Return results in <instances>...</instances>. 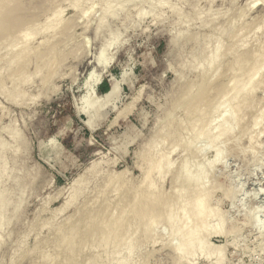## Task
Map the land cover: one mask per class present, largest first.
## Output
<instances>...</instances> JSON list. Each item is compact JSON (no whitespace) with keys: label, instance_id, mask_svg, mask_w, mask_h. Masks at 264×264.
I'll return each mask as SVG.
<instances>
[{"label":"rangeland","instance_id":"374dc122","mask_svg":"<svg viewBox=\"0 0 264 264\" xmlns=\"http://www.w3.org/2000/svg\"><path fill=\"white\" fill-rule=\"evenodd\" d=\"M26 4L0 36V264H264V0Z\"/></svg>","mask_w":264,"mask_h":264},{"label":"bare ground","instance_id":"6f19581e","mask_svg":"<svg viewBox=\"0 0 264 264\" xmlns=\"http://www.w3.org/2000/svg\"><path fill=\"white\" fill-rule=\"evenodd\" d=\"M13 1V2H12ZM27 2H28V0H27ZM27 2H25V0H0V32H1V34H0V36H2L3 38H5L8 34H9V32H10V30L11 31H13L12 29H17L16 27L19 25V22H21V21H23V20H25V19H23V15H24V13L22 14V20H21V18H20V16H21V13H19L20 12V10H22L23 9V7H24V5L27 3ZM27 5V4H26ZM27 7V6H26ZM25 9V8H24ZM23 9V11H25ZM28 10L26 9V12H27ZM19 14V15H18ZM25 15H27V14H25ZM27 19H30V17L29 18H27ZM21 20V21H20ZM24 22V21H23ZM22 22V23H23ZM25 23V22H24ZM27 23V22H26ZM25 23V24H26ZM21 24V23H20ZM23 25V24H22ZM20 26V25H19ZM21 27V26H20ZM20 27H18V28H20ZM207 28V27H206ZM6 30H8V32L6 31ZM18 30V29H17ZM18 32V31H17ZM187 33V36H188V34H191V33H188V32H186ZM185 33V34H186ZM11 34V33H10ZM9 34V35H10ZM195 34V33H194ZM4 35V36H3ZM8 35V36H9ZM13 35V34H12ZM192 35V34H191ZM7 36V37H8ZM184 36V35H183ZM186 36V35H185ZM197 36H199L198 35V33H197ZM9 37H11V36H9ZM8 37V38H9ZM195 37V36H194ZM193 37V38H194ZM183 38V37H182ZM199 38V37H198ZM175 40V39H174ZM174 40L173 39H171L170 41H169V43H168V45L169 46H173V44H174ZM187 39H185V41H186ZM183 41V40H182ZM181 42V41H180ZM184 42V41H183ZM209 44V43H208ZM166 45H167V43H166ZM183 45V44H182ZM166 47V46H165ZM168 49V48H167ZM171 49V48H170ZM25 53V52H24ZM23 53V54H24ZM26 54H27V52H26ZM119 56V55H118ZM237 64H239V62L237 61L236 62ZM10 66H12V65H10ZM14 66V65H13ZM217 66V65H216ZM207 70V69H206ZM204 71V69H203V74H205V72H207V71ZM105 71H106V68L102 71V74H101V72H100V74L101 75H104L105 74ZM182 75V74H181ZM206 75V74H205ZM183 76V75H182ZM201 76V75H200ZM199 76V77H200ZM204 75H202V77H203ZM184 77V76H183ZM206 77V76H205ZM205 77H203L204 79H205ZM101 78H102V76H97V78H95L96 80L94 81L93 80V86H96L97 85V83L101 80ZM113 80H114V82L116 81V78H112ZM184 79V78H183ZM200 79V78H199ZM178 80H180L179 78H178ZM177 80V81H178ZM182 80V79H181ZM198 80V79H197ZM184 81V80H183ZM200 82H201V79H200V81H199V84L198 85H200ZM204 82V81H203ZM181 83L183 84L184 82H181L180 81V85H181ZM213 83H214V81H213ZM191 84V83H190ZM99 85V84H98ZM98 85H97V87H98ZM121 85H122V83H121ZM121 85L119 86V88L121 87ZM197 85V86H198ZM201 85H203L202 83H201ZM116 86H117V83L116 84H114V86L112 85V87L110 88V90L108 91V93H110V91L112 92L115 88H116ZM183 86V85H182ZM179 87V86H178ZM181 87V86H180ZM188 87H189V85H188ZM205 87H207V85L205 86ZM210 87H211V85H210ZM210 87H208V88H210ZM214 87V86H213ZM212 87V88H213ZM199 88H200V90H201V88H202V91L204 92L205 90H206V88L204 89V86H199ZM191 89V88H190ZM211 89V88H210ZM210 89H207V90H210ZM97 90H98V88H97ZM196 90H198V88H196ZM232 90H227L226 92L224 91L223 92V95L224 96H228L229 94H230V92H231ZM183 92V91H182ZM236 93H237V91H235ZM202 93V92H201ZM105 94H107V92L105 93ZM105 94L103 95V98L100 100V101H95V102H97V103H99V102H105L107 99H106V96H105ZM184 94V93H183ZM197 94V93H196ZM207 94H208V91H207ZM186 95V94H185ZM193 95H194V93H193ZM192 95V96H193ZM93 96V98L95 99V97H94V95H92ZM91 96V97H92ZM188 96V95H187ZM199 96V95H198ZM198 96H194V99L195 98H197ZM206 96V95H205ZM90 97V98H91ZM186 97V96H185ZM87 99H90L89 97H86ZM190 98V97H189ZM106 99V100H105ZM193 99V97L190 99L191 101L189 102V101H187L188 103L187 104H191V102H192V100H194ZM202 99V98H201ZM204 99V98H203ZM203 101V100H202ZM202 101H201V103H202ZM206 101V100H205ZM245 100L243 99V100H241L239 103H238V107L239 108H243L244 107V105H247V103L245 104ZM178 103V102H177ZM186 104V105H187ZM176 105V104H175ZM189 105H187L188 106V110H190L189 109ZM205 105V104H204ZM238 108V109H239ZM77 109H78V111L80 112V113H82L83 114V116H84V114H85V111H86V108L84 107V106H82V105H79V106H77ZM187 110V111H188ZM239 110H241V109H239ZM173 112V111H172ZM183 112V111H182ZM185 114H187V113H185ZM255 123V122H254ZM253 123V125H257V124H254ZM85 124L87 125V127L89 128V129H93L95 126H94V124L91 122V120L90 119H88V118H85ZM25 151H26V148H25ZM28 152V151H27ZM24 155V154H23ZM26 158V157H25ZM25 160L23 159V162H24ZM15 169V168H14ZM158 169L157 168H155L154 167V171H157ZM20 172V171H19ZM20 175V174H19ZM13 178V177H12ZM17 183V182H16ZM18 184V183H17ZM25 187V186H24ZM23 189V188H22ZM8 192V191H7ZM7 192L6 191H2V193H1V195H0V213L3 211V210H5L6 208H7V206H8V194H7ZM135 195V194H134ZM136 198H134V200H135ZM205 199L203 198V197H198L197 199H196V202H195V204H196V211H198V212H203V210L201 209V206H202V202L204 201ZM135 202V201H134ZM133 202V204H135ZM144 204H146L147 205V208L145 209L144 208V206H138V204L137 205H135V207H131V208H133L132 210H133V213H134V215L135 216H138V215H141V214H145V213H148V212H150L153 208H154V206H156L157 204H158V198L156 197V195H154V196H151V197H149L148 198V200L146 201V203H144ZM201 214V213H200ZM94 219V218H93ZM172 220V216H169L168 218H167V221L169 222V221H171ZM152 221H153V219H152ZM101 224V223H100ZM119 223H118V221H116V222H114V224H112L111 225V232H113L114 230H116L119 226H117ZM202 224L200 223L198 226H196V227H189V228H187V230H186V232H183L182 230H178L177 231V236H179V238H180V241H181V244H180V246L176 249L179 253H180V255L182 256V257H186V256H191V255H193V251H194V247H200L201 245H202V242H203V238H206L207 237V235H208V231L205 229V232H201L200 231V229L202 228ZM98 227V226H97ZM100 227V226H99ZM100 229V228H99ZM108 229H110V228H108ZM107 229V230H108ZM73 231H74V229H73ZM198 231H200V233H202L203 234V236H196L195 234H196V232H198ZM110 232V231H109ZM64 239H65V237H64ZM66 239H67V236H66ZM71 243V242H70ZM71 244H73V242L71 243ZM68 247H69V245H68ZM209 254H211V253H209ZM219 260H220V258H217V260H216V264H219ZM87 262V261H86Z\"/></svg>","mask_w":264,"mask_h":264},{"label":"water","instance_id":"95a60500","mask_svg":"<svg viewBox=\"0 0 264 264\" xmlns=\"http://www.w3.org/2000/svg\"><path fill=\"white\" fill-rule=\"evenodd\" d=\"M74 106L76 107V102L74 103ZM76 110H77V113H78L79 115H83L82 113H80V112L78 111L77 107H76ZM84 125H85V127H86L88 130L93 131V129H89V128L87 127V125L85 124V121H84Z\"/></svg>","mask_w":264,"mask_h":264},{"label":"trees","instance_id":"16d2710c","mask_svg":"<svg viewBox=\"0 0 264 264\" xmlns=\"http://www.w3.org/2000/svg\"><path fill=\"white\" fill-rule=\"evenodd\" d=\"M104 85H106L105 83H104ZM109 89V85L107 86V89L106 90H108Z\"/></svg>","mask_w":264,"mask_h":264}]
</instances>
